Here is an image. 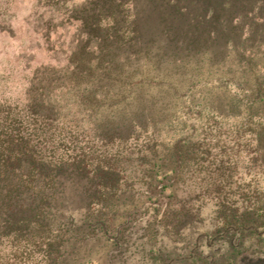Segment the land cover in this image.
I'll return each instance as SVG.
<instances>
[{
    "label": "trees",
    "instance_id": "trees-1",
    "mask_svg": "<svg viewBox=\"0 0 264 264\" xmlns=\"http://www.w3.org/2000/svg\"><path fill=\"white\" fill-rule=\"evenodd\" d=\"M260 1L256 11L248 9L252 0L84 4L79 26L85 46L65 66L37 67L21 104L0 100V264H67L70 239L62 229L73 227L78 212L108 208L128 180L139 178L114 159L131 155L128 144L159 135L178 104L197 107L187 94L202 79L222 78L219 94L204 98L211 105L208 121L238 117L231 114L227 88L242 93L243 116L255 121L253 134L263 144L256 151L264 156ZM230 43L249 56L239 70L229 66L216 76L212 67L220 66ZM56 93L69 98L65 105L73 112L64 113ZM82 122L91 127L93 146H80Z\"/></svg>",
    "mask_w": 264,
    "mask_h": 264
},
{
    "label": "rangeland",
    "instance_id": "rangeland-1",
    "mask_svg": "<svg viewBox=\"0 0 264 264\" xmlns=\"http://www.w3.org/2000/svg\"><path fill=\"white\" fill-rule=\"evenodd\" d=\"M91 1L0 0V100L21 104L37 67L65 66L85 46L79 20ZM260 2L252 0L248 9L256 11ZM226 55L212 67L214 75L229 66L234 73L249 56L235 43ZM217 78L202 79L187 94L197 107L178 104L159 135L128 144L131 155L114 159L123 170L131 166L125 171L139 178L128 180L108 208L78 212L73 227L62 229L70 239L67 264H250L264 259V156L256 151L263 144L253 134L255 121L244 118L243 96L234 86L227 91L233 98L231 114L238 117L208 121L211 105L204 98L219 94L222 78ZM53 98L63 102L64 113L73 112L65 105L66 95ZM77 130L78 141L84 142L80 146H93L91 127L82 122Z\"/></svg>",
    "mask_w": 264,
    "mask_h": 264
}]
</instances>
